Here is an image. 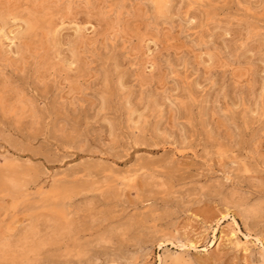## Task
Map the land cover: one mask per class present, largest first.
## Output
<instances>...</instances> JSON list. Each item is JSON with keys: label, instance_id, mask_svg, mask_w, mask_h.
I'll return each mask as SVG.
<instances>
[{"label": "rangeland", "instance_id": "374dc122", "mask_svg": "<svg viewBox=\"0 0 264 264\" xmlns=\"http://www.w3.org/2000/svg\"><path fill=\"white\" fill-rule=\"evenodd\" d=\"M0 170L27 264H263L264 0H0Z\"/></svg>", "mask_w": 264, "mask_h": 264}, {"label": "bare ground", "instance_id": "6f19581e", "mask_svg": "<svg viewBox=\"0 0 264 264\" xmlns=\"http://www.w3.org/2000/svg\"><path fill=\"white\" fill-rule=\"evenodd\" d=\"M36 23L37 22L31 18L26 20L27 33L30 34L33 32L34 29L39 28L38 26L36 27ZM4 170L5 169H3V171ZM1 171L2 170H0V172ZM0 174L3 175L2 173ZM16 174L15 175L12 174L11 176L8 177L0 176V190L5 192L6 196L8 197H14L20 195L26 188V181L23 180L24 176L23 177L20 176L22 173L20 174L19 172L18 174L20 175L18 176ZM57 231H60V229H57V227H52L49 233L51 235L56 233ZM45 238L46 236H39V233L36 230V223L32 219H30L29 223L26 226H24L22 230L17 233V235L0 241V262H6L8 264H27L29 255L35 254L39 250V248L44 244ZM175 264H179V263H175Z\"/></svg>", "mask_w": 264, "mask_h": 264}]
</instances>
